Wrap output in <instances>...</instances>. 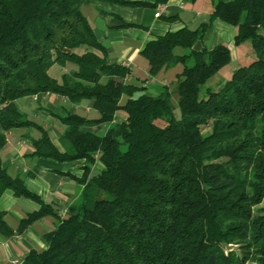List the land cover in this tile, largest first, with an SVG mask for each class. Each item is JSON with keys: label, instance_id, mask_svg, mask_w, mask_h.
I'll return each instance as SVG.
<instances>
[{"label": "trees", "instance_id": "trees-1", "mask_svg": "<svg viewBox=\"0 0 264 264\" xmlns=\"http://www.w3.org/2000/svg\"><path fill=\"white\" fill-rule=\"evenodd\" d=\"M98 1L155 8L169 0H0V196L10 190L39 204L20 230L57 213L2 166L7 132L34 127L31 156L85 163L77 199L23 264H264V0H212L195 28L147 41L140 55L150 76L182 66L173 88L156 96L108 59L81 9ZM217 19L235 27L234 45L249 42L255 59L213 90L207 83L230 63V49L195 44ZM68 63L71 84L49 75ZM42 93L93 100L98 113L58 117L63 150L16 103ZM118 111L126 117L113 123ZM96 161L103 167L90 174Z\"/></svg>", "mask_w": 264, "mask_h": 264}, {"label": "crops", "instance_id": "crops-1", "mask_svg": "<svg viewBox=\"0 0 264 264\" xmlns=\"http://www.w3.org/2000/svg\"><path fill=\"white\" fill-rule=\"evenodd\" d=\"M157 8L161 9V13L155 17ZM212 10V0H169L155 8L98 1L94 5V13L91 14L92 20H88L95 35L105 46L108 59L129 68L130 74L126 80L131 82L134 79L145 87L147 93L156 96L172 85L182 66L177 64L150 76L147 63L140 55L144 44L167 31L183 26L195 28L200 22L208 19ZM169 18L174 20H168ZM124 22L134 25L123 26ZM235 32V27L217 19L207 29L202 41L196 42L195 47L212 48L218 42L225 41L233 60L232 45ZM74 69V65L70 63L64 66L53 64L48 73L59 82L66 80L71 84L74 80ZM168 73L172 77L170 80L166 79ZM16 103L26 119L41 125L60 150H63L61 135L65 126L59 116L67 112L87 118L98 116L93 108V100L84 99L69 103L62 96L53 93L25 96L16 100ZM92 112L95 114L89 116ZM122 120L123 115L116 113L113 123ZM106 127L98 125L92 128L104 132ZM39 136L40 131L34 127H20L8 131L6 144L1 150L2 166L10 175L22 176L30 191L36 193L44 202L53 205L57 217L45 216L20 230V220L27 213L38 209L39 204L27 198L17 197L10 190L4 191L0 196V211L4 213L6 229L3 232L0 230V264H10L13 259L23 261L30 250L45 248L47 244L44 235L55 228L59 218L66 215L68 206L77 199L82 188L77 179L83 174L84 160L58 161L31 156L30 153L34 150L32 141ZM102 167L101 162L96 161L90 174L101 170Z\"/></svg>", "mask_w": 264, "mask_h": 264}, {"label": "rangeland", "instance_id": "rangeland-1", "mask_svg": "<svg viewBox=\"0 0 264 264\" xmlns=\"http://www.w3.org/2000/svg\"><path fill=\"white\" fill-rule=\"evenodd\" d=\"M94 5L95 3H90V4H84L81 9L82 12L92 20V15L94 13ZM224 44H228L227 42L224 41ZM232 49L234 52V57L233 60L230 61L229 64L225 65L217 74H215L207 83L208 86H210L213 90H217L219 85H221L225 80L229 79L231 77L232 72L238 68L239 66H242L244 64H248L251 61L255 59V55L253 54V51L251 49V45L249 42H244L243 44L239 46H234L232 45ZM83 49L79 48L76 51L81 52ZM179 50V49H177ZM237 55V57H236ZM229 65V66H228ZM172 77L168 73L166 75V79L170 80ZM132 83H136L135 80L133 79L131 81ZM136 84H140L139 82ZM170 89L173 88L172 85L169 86ZM125 100V97L122 98V101ZM172 104L174 105V114L176 117H179V109L177 106V97H175V94H173V98L171 99ZM116 113H119L123 115L124 119L126 117L125 112L123 111H118ZM95 112H92L89 116H93ZM162 120H157V124H162ZM203 131H206V128L202 129ZM98 171H94L93 174H96ZM103 196H106L105 193H103Z\"/></svg>", "mask_w": 264, "mask_h": 264}, {"label": "built area", "instance_id": "built-area-1", "mask_svg": "<svg viewBox=\"0 0 264 264\" xmlns=\"http://www.w3.org/2000/svg\"><path fill=\"white\" fill-rule=\"evenodd\" d=\"M161 13V9L160 8H157V11L155 12V17H158ZM10 264H23V261H20L18 259H13L11 260Z\"/></svg>", "mask_w": 264, "mask_h": 264}]
</instances>
